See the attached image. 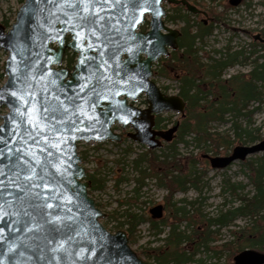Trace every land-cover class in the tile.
I'll return each instance as SVG.
<instances>
[{
  "label": "snow or ice",
  "instance_id": "snow-or-ice-1",
  "mask_svg": "<svg viewBox=\"0 0 264 264\" xmlns=\"http://www.w3.org/2000/svg\"><path fill=\"white\" fill-rule=\"evenodd\" d=\"M41 4L43 8L39 7ZM147 4L148 0H30L27 18L18 21L10 39L14 40L13 51L21 57L20 75L14 76L6 89H16L11 95L23 101V110L14 107L12 117L17 119L15 113L19 112L16 127L22 131L19 140L11 142L19 146H9L10 141L0 136V221L7 218L15 225L11 235H0V243L18 241L17 246L7 249L10 264H15L16 257L23 256L24 251H31L37 260H49V264L63 259L56 255L49 259L45 249L53 254L67 253L65 244H71L83 230L84 221L73 213V206L77 210L79 206L67 195L71 191L72 197L78 199L79 189L71 187L72 181L66 178L72 155L64 146L77 138L75 133L91 130L92 124L99 122L92 114L87 115L90 123L85 128L79 126L86 114L93 113L105 89L117 85L106 73L112 70L113 76L118 75L121 70L118 55L122 51L138 54L128 46L129 41L136 40L131 27L138 22L136 10L141 9L142 15ZM36 10L43 16V23L37 25L39 45L32 42V35L26 31ZM31 31L34 35L35 30ZM125 31L127 37L123 35ZM68 32L74 33L78 41L73 46L81 49L80 64L87 73L74 77L78 82L83 81L78 83L79 91L57 84L64 73L51 72L47 65L52 57H43L40 51H34L49 40H60L62 45L63 36ZM44 50L51 51L46 47ZM90 52L96 55H87ZM14 81L22 87L17 88ZM6 89L0 91V100L4 99ZM90 223L93 230L98 227ZM3 231L0 228V233ZM16 233L25 234L32 243L20 240ZM41 240L43 245L39 243ZM88 251L90 255L95 254L94 248ZM79 259L87 260L89 256L81 254ZM106 264L114 262L109 258Z\"/></svg>",
  "mask_w": 264,
  "mask_h": 264
},
{
  "label": "trees",
  "instance_id": "trees-1",
  "mask_svg": "<svg viewBox=\"0 0 264 264\" xmlns=\"http://www.w3.org/2000/svg\"><path fill=\"white\" fill-rule=\"evenodd\" d=\"M194 2L201 6L205 5V8L213 16L214 22H225L226 11H218L216 10L217 6H209L204 2L201 4L198 0H194ZM173 10L172 13L168 14L166 21L176 22L177 19H180L185 22L180 28L182 36L179 38L178 49L183 51L181 57H178V51H174L166 58L165 63L170 72L167 67L161 68L157 72L162 76H170L171 71L176 72L177 63L183 64L184 69H180L178 77H176L179 83L178 94L186 101L187 112L181 118L179 129L171 142L159 147L160 152L151 149L140 151L133 159L132 165L137 172V176L134 177L136 180L134 192L140 193L141 188L148 184L147 178L154 179L157 186L167 190L165 197L168 201V207L172 210L171 214L174 220L168 222L164 219L158 221L153 218L142 217L143 215L132 212L130 208L123 210L122 214L118 213L120 211L116 212L113 217L118 220V227L128 225L127 232L130 240L136 226L142 220H148L151 226L157 229L159 235L165 233L161 224L168 225L169 229L162 239L164 243L158 247L144 248L143 251L144 254L154 256L158 262L209 264L205 258H196L195 256L197 252L201 251V247L208 248L211 241L218 240L217 233L224 227L233 225L237 227L231 229V239L222 244L225 249L230 251V255L245 249L260 250L264 247V153L256 158H246L243 161V164L248 167L247 175L253 186V191L249 193L238 192L242 183L239 185L230 184L235 200L230 205L225 202L216 214L209 215L203 213L200 207L195 206L198 199L193 201L181 198L178 201L180 205L173 201L177 192L186 193L189 188H199L201 179L196 168L197 158L192 152L186 157L189 161V170H182L178 143L185 142L188 144L186 135L193 133L194 141L197 146H203L200 148H203L202 151L205 154L206 152H213V154L218 155L220 148L229 151L236 140L241 141L244 145H247L248 141L254 143L259 139L261 140L260 136L252 135L250 128L253 115L260 109V106H250L256 101H264V93L260 90L261 86H264V59L260 56L255 57L254 68L248 77L239 73L227 79L223 78V71L228 66L238 62L241 64L248 62L251 55L246 54L247 49L227 53L226 56L223 55L211 63L201 62L198 55L201 47L196 46V40L204 43L205 38L213 33L215 25L212 23L210 26H205L201 21L191 23V14L183 12L186 10L184 6H174ZM4 23L8 24V21H4ZM193 27H197L195 31H193ZM146 28L147 22L140 25L141 30ZM75 63L76 54L68 50L65 65L72 69ZM160 67L165 66L160 65ZM206 77H208V83L205 86L202 84ZM4 78L5 74L0 73V84ZM142 102L146 103L145 100ZM241 117L248 119L245 125L238 122ZM168 121V117L158 115L156 127H167ZM226 122H231V129L236 138H231V135L213 129L214 123ZM100 146L102 143L96 144L95 149ZM132 151H134V147L131 144L125 148L127 154ZM89 153V150L80 151L84 162L88 160ZM205 172V170L202 171L203 174ZM88 178L90 192L106 187L107 179L98 176L97 171L88 173ZM200 203L203 202L200 201ZM226 206L228 207L226 208ZM195 213H197V219H193ZM119 214L120 217L124 216L126 220L120 221L118 219ZM241 217H248L249 220L243 225L236 224ZM193 220H197L200 226L196 228L193 226V229L188 233L187 229ZM183 221H187V229L181 228Z\"/></svg>",
  "mask_w": 264,
  "mask_h": 264
},
{
  "label": "water",
  "instance_id": "water-1",
  "mask_svg": "<svg viewBox=\"0 0 264 264\" xmlns=\"http://www.w3.org/2000/svg\"><path fill=\"white\" fill-rule=\"evenodd\" d=\"M164 1L172 4H183L188 11L195 14L202 12L188 0H158V2L157 0H148V4L145 5L147 10L143 11L142 15L141 9L136 10L138 22L134 23L131 27V32L136 37V40L135 42L129 41L128 46L134 51H138V54L132 55L128 51H122L118 55L117 60L121 65L118 75L113 76L112 70L106 73L112 80L117 81V85L105 89V94L93 110V113L86 114L84 123L79 126L85 128L90 123L87 115L94 114L99 118V122L93 123L91 130L75 133L77 138L69 140L68 145L64 146L67 148L68 153L72 155L71 167L66 173V178L72 181L71 187L79 189L78 199L77 197H72L71 191H68L67 195L73 199L75 205L79 206V210L73 206V213L78 220L84 221V225L79 235L74 234V241L71 244H65V247L68 249L67 253L53 254L47 252V249H45L44 254L49 259H51L52 255H56L57 257L63 256V259L53 260L51 264H106L109 258L113 260L114 264H151L143 260L131 248L125 230L120 229L116 232H111L101 223L100 217L104 213L96 205L95 199L89 195L88 188L90 182L84 180L87 171L82 165V157L78 153L77 143L79 141L104 142L106 140L120 142L123 135L114 131L113 126L115 124H120L123 128L132 127L133 131L128 133V137L135 142L148 146L150 149L160 147L165 142H171L175 138L180 125L179 121L168 129H156L155 121L156 115L166 111H178L184 114L186 107V102L180 95L165 94L152 79L154 75V63L162 56L169 55L170 48H178V38L182 34L180 30L172 28L165 23L164 18L167 13L163 5ZM239 2L240 0H231L232 5H238ZM29 3L30 0H24L9 30L6 31L5 27L0 24V51L4 50L8 52L4 66L6 80L0 86V91L6 89L9 81L14 76L20 75L19 65L21 57L13 51L11 45L14 43V40H11L10 37L17 28L18 21L27 18L28 12L26 11V7ZM39 7L43 8V5L41 4ZM203 14L206 13L203 12ZM129 15H131V11H129ZM147 15L150 16V30L146 32L138 30ZM42 23L43 16L39 10H36L30 24L26 26V31L29 32V35H32V42L37 45L40 43L37 25ZM31 30H35L34 35ZM68 35L70 37L69 40H67ZM123 35L127 37V31ZM255 37L260 38V35L258 34ZM20 43L23 45L24 41H20ZM77 43L78 41L74 39V33L68 32L63 36L62 45L60 40H49L45 42L44 46L38 47L34 51H40L43 57H52V62L47 65L51 72L64 73L61 80L57 81V84L63 83L79 91L78 83H82L83 81L78 82L74 77L87 75V73L84 70V66L80 64L83 56L81 49L73 46ZM45 47L51 51H45ZM67 49L77 53V61L73 69L63 65ZM87 55H96V53L90 52ZM128 61L130 63H126ZM112 69H115L114 63ZM46 78L47 74H45ZM14 83H16L17 88L22 87L19 82L14 81ZM15 90L14 88H7L4 99L0 100V118L2 119L0 129H3V132H0V136L10 141L9 146H19L18 143L14 145L11 142H17L22 131V129L16 127L19 123V112L15 113L17 119L12 118L14 107L20 108L21 111L23 110V101L11 95ZM68 94L72 95L71 92ZM17 95L19 96V93ZM80 95L83 96L84 93H80ZM141 95H145L146 97L148 103L146 107H139L133 103ZM13 101H15V104H13ZM2 108L7 109V112L1 113ZM263 152L264 139L249 145H237L229 155L211 156L205 154L204 157L209 160L212 168L223 169L235 161H243L253 154ZM162 212V205H157L151 209L153 218H160ZM90 221L98 225L95 230H93ZM14 226L7 218L0 221V228L4 229L0 235H11V229ZM15 235L25 243H32V241L26 239L23 233H16ZM39 243L43 245V240L39 241ZM17 245L18 241L0 243V259L3 260V264H10L8 259L9 254L7 253L8 247ZM93 248L95 249V254L90 255L88 250ZM20 250L24 251L22 248ZM81 254L88 255L89 259H79ZM233 259L234 264H264V252L255 249H245L237 253ZM15 264H49V260H37L36 255H33L31 251H24L23 256L16 257Z\"/></svg>",
  "mask_w": 264,
  "mask_h": 264
},
{
  "label": "rangeland",
  "instance_id": "rangeland-1",
  "mask_svg": "<svg viewBox=\"0 0 264 264\" xmlns=\"http://www.w3.org/2000/svg\"><path fill=\"white\" fill-rule=\"evenodd\" d=\"M202 4V2L206 3L209 6H217L216 10L218 11H226L225 22H220L218 25L214 26V31L211 35L205 38L204 43L200 40H196V46L199 48L198 55L200 56L201 62L203 63H211L215 59H219L223 55L226 56L227 53L235 52L240 49H247L248 53L249 43L251 42V34L248 32L257 33V30L264 28V0H248V5L237 6L236 9H232L229 5V0H198ZM24 3V0H0V24H2L6 31L9 30L16 19L17 12L19 8ZM166 5L169 14L174 10V6L169 3H164ZM205 8L204 6H201ZM186 13V10H183ZM191 23H195L196 21H201L203 16H193L194 14L190 13ZM168 17V15H167ZM166 19V18H165ZM4 21H8V24H5ZM184 21L177 19L176 22H168V25L174 28H181L184 25ZM8 25V26H6ZM197 27H193V31L196 30ZM246 30V32H245ZM226 47H231L227 49ZM178 57H181L182 49L177 50ZM246 53V54H247ZM8 52L1 50L0 51V73H4L5 61L7 59ZM66 58V57H65ZM255 58H250L248 61L253 62ZM166 58H162L159 61L161 62V66L157 63L154 67L155 74L154 80L159 84V86L164 90L167 94H178L179 92V83H178V73L180 69H184L183 64H176V72L171 71L170 76H162L159 75L157 71L161 68H166L170 72L168 65L165 63ZM253 66L252 64H247L246 66L241 65V63H235L230 67L226 68L224 72L223 78H228L229 75H236L239 73H247V71ZM177 76V77H176ZM5 78L3 79L0 86L5 82ZM208 77L205 78V81L202 85H207ZM261 85V84H259ZM260 90L264 93V86H261ZM264 97V95H263ZM145 98L143 97L137 103L140 107H145L146 104L142 101ZM260 106V109L256 111L252 118V124L250 126L252 130V135L260 136L261 139L264 138V101H256L251 103V106ZM7 109L2 108L1 113H6ZM186 109L184 111V115L178 111H166L159 116H165L169 118L167 122V127L163 126L161 129H167L176 121H180L183 116L186 115ZM157 117V116H156ZM155 117V121H156ZM2 119L0 118V124ZM239 123L245 125L248 122L247 118L241 117L238 120ZM213 129L224 133L226 135H231V138H236L233 130L231 129V122L226 123H214ZM119 132L127 133L132 131L130 127H126L124 129L121 128V125H117L115 128ZM123 135V134H122ZM125 135V134H124ZM126 137V138H125ZM120 142H110L106 141L102 143L98 149H95L96 142H81L78 147V152L89 150L90 156L88 160L85 162L82 160V165L86 168L87 175L85 177V181H89L88 173H92L97 171L98 176H103L107 179L106 187L101 190H95L90 192V186L88 188L89 195L95 199L96 204L99 203V208L103 211L104 215L100 217L101 223L110 230L111 232H116L119 229H123L127 232L128 225L125 224L121 227H118V220H116L113 216L116 212L123 213V210L130 208L132 212L138 213L139 215H143L142 217H151V209L158 204L163 205L162 216L158 219L167 220L171 222L174 220L171 209L167 205L166 195L167 190L157 186L154 179L147 178L146 182L148 184L144 185L141 188L139 194L134 192L136 187V180L134 177L137 176V172L133 168L132 161L136 157L137 153L140 151H144L148 148L144 144H140L135 142L131 138L128 137V134ZM194 134L190 133L186 135V140L189 143L179 142L178 148L179 156L181 158V168L182 170H189V161L187 160L188 154L191 152L197 158L196 168L198 170V174L201 176L199 188H189L186 193L177 192L174 195V202H178L181 198H187L188 200H197L195 203L196 207H200L201 211L205 214L214 215L218 212L220 208H222L224 203L231 204L235 197L233 196V191L230 184L239 185L240 190L238 192L249 193L253 191V186L250 183L248 173V167L243 164V161H235L231 165L223 169H214L211 167L209 160L203 155L205 152L202 151L203 146H197V143L194 141ZM260 140V139H259ZM119 143V145H116ZM132 145L134 147V151L130 153L125 152V148L128 145ZM168 144L165 142L163 145ZM241 143V141L234 142L233 146L229 151L225 148H220V153L218 155H227L231 153L234 146H237ZM246 144H252V142L248 141ZM141 145V146H139ZM162 145V146H163ZM151 150H157L160 152L159 147ZM209 155H215L213 152H206ZM262 153H256L248 157V159L256 158L260 156ZM205 170V174L202 171ZM123 178V179H122ZM90 182V181H89ZM239 189V188H238ZM200 201L203 203L201 204ZM177 205H180L178 202ZM228 206H226L227 208ZM118 219L120 221H125V217H120L118 215ZM193 219H197V213H195ZM249 220L248 217H241L236 224L243 225ZM193 223L187 229V221H183L181 223V228L187 229L188 233L194 228L199 227L200 224L197 220H193ZM163 223V222H162ZM165 233L168 231V225L161 224ZM201 228V227H200ZM235 225L230 227L221 228L217 233L218 240L211 241L209 247H201L200 252H197L196 258L202 257L205 258L207 263L209 264H234V256L235 254L230 255V251L225 249L222 244L231 239L232 233L231 229H236ZM163 234H157V229L152 227L148 220H142L135 228V231L131 235V240L128 235L129 244L131 248L136 251V253L145 261L151 264H167L166 262H158L154 256L150 254H144V248L148 247H158L162 245L164 242L162 239L165 236ZM192 250V248H190ZM258 250V249H255ZM258 251L264 252V247Z\"/></svg>",
  "mask_w": 264,
  "mask_h": 264
},
{
  "label": "flooded vegetation",
  "instance_id": "flooded-vegetation-1",
  "mask_svg": "<svg viewBox=\"0 0 264 264\" xmlns=\"http://www.w3.org/2000/svg\"><path fill=\"white\" fill-rule=\"evenodd\" d=\"M247 1L248 0H240L239 4L237 6H241V5H248L247 4ZM190 2L194 3L193 0H190ZM229 5L230 7H232V9H236L237 6L236 5H232L231 4V0H229ZM197 6L200 8V10L202 11V13H199V14H196V15H193V16H203V18H201V22L205 25V26H210L212 25V23L214 25L217 24V22H214L213 20V16L211 15V13L208 11V10H205L204 8L201 7V5L199 3H197ZM203 12H205L206 14H203ZM260 35V38H256L255 36L256 35ZM251 42L249 43V48H250V51L247 53V54H250L251 55V58H255V57H261L262 59H264V28L263 29H260V30H257V34L254 35V33L251 34ZM255 51V52H251V51ZM253 62H246V63H242L241 65H244L246 66L247 64H252ZM230 67V66H228ZM227 67V68H228ZM254 68V63H253V66L247 71V73H242L243 75H245L246 77L250 76L252 70ZM226 71V68L224 69L223 71V74L222 76H224V72ZM232 75H229V77H231Z\"/></svg>",
  "mask_w": 264,
  "mask_h": 264
}]
</instances>
